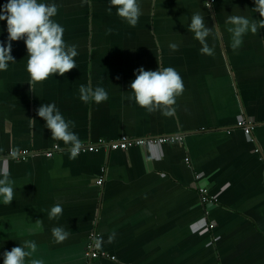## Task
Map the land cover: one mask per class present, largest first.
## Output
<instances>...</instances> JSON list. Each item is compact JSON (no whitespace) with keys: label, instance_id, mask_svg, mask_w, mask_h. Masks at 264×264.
<instances>
[{"label":"crops","instance_id":"obj_1","mask_svg":"<svg viewBox=\"0 0 264 264\" xmlns=\"http://www.w3.org/2000/svg\"><path fill=\"white\" fill-rule=\"evenodd\" d=\"M54 2L63 39L77 45V68L31 89L21 39L11 42L15 62L0 72V171L15 182L14 200L0 203V253L28 239L38 246L33 258L45 264H85L87 244L103 236L99 250L116 260L91 264H264V29L233 49L225 23L239 9L253 15V0H207L210 7L205 0H139L134 27L108 10V0ZM196 11L212 28L206 38L212 55L202 54L188 31ZM6 40V21H0V42ZM141 66L180 73L184 91L173 115L130 98ZM81 84L104 87L108 99L80 101ZM50 102L73 121L82 145L177 139L70 159L69 146L53 139L36 114ZM244 119L253 123L250 135L239 126ZM55 146L59 150L46 156ZM196 174L218 197L208 214L194 187ZM54 204L62 205V215L49 218ZM58 225L68 232L59 243L51 234Z\"/></svg>","mask_w":264,"mask_h":264},{"label":"clouds","instance_id":"obj_2","mask_svg":"<svg viewBox=\"0 0 264 264\" xmlns=\"http://www.w3.org/2000/svg\"><path fill=\"white\" fill-rule=\"evenodd\" d=\"M251 9L253 15L228 14L225 20L227 31L231 34V47L238 49L244 43L248 34H256L264 29V0H253ZM109 11L113 9L118 17L129 26H136L142 14L139 0H108ZM207 7L210 5L205 0ZM58 12L54 0H6L0 5V21H6L7 40L0 42V72L8 70L15 58L11 55L13 41L23 40L27 51L26 72L27 82L34 86L37 82L45 81L50 75H64L77 68L75 57L78 56L76 44H68L64 39V26L53 19ZM254 13L259 18H254ZM188 31L199 41L202 54L212 55L214 49L209 46L207 37L212 28L205 22L201 11L192 13ZM176 47L175 43L170 45ZM135 79L130 83L131 99L141 108L151 111L160 108L164 115L175 113L176 98L184 91V82L180 73L171 66L160 67L156 70H145L143 66L134 70ZM80 101L89 104H100L108 99V92L102 86H79ZM38 117L44 121V127L50 130L51 137L68 145L69 158L75 159L82 147L83 141L73 131L74 123L67 120L55 102L41 103L36 110ZM35 119H29L34 123ZM14 180L7 171H0V203L10 204L14 200ZM61 204H54L48 210L49 218L62 215ZM34 225L39 226L40 220ZM53 239L59 243L68 237V232L62 225L51 229ZM115 238V233L108 237V242ZM106 241L103 236H96L93 245L101 249ZM37 243L25 239L11 250L0 253L3 264H45L41 258H33L37 253ZM31 258V259H28Z\"/></svg>","mask_w":264,"mask_h":264},{"label":"built area","instance_id":"obj_3","mask_svg":"<svg viewBox=\"0 0 264 264\" xmlns=\"http://www.w3.org/2000/svg\"><path fill=\"white\" fill-rule=\"evenodd\" d=\"M239 126H241L244 129L247 135L252 134L253 123L250 120L244 119ZM176 139L177 138L175 137H154L150 139H134L129 137H122L119 140L111 141V142L101 140L97 144L82 145L79 154L85 152H89V153L97 152L101 148H104L108 151L128 150L134 146H146V145H157V144L160 145L167 141H174ZM58 150L59 147L55 146L52 150L46 152V156L52 157L54 153ZM26 154L27 153H23L22 155L25 156ZM186 162L189 163L188 160H186ZM97 184L99 186H102L103 177L100 180H98ZM194 187L198 191L201 203L205 207L206 213L208 214L210 208L216 206V204L218 203V197L210 193L208 185L202 182V175L196 174ZM208 228L214 229L215 224L213 222L209 223ZM85 255L89 260L85 264H91L92 261L101 258L110 259L113 261L116 260L115 256H111L108 253L102 252L99 249L95 248L93 245V239H91L87 244Z\"/></svg>","mask_w":264,"mask_h":264},{"label":"rangeland","instance_id":"obj_4","mask_svg":"<svg viewBox=\"0 0 264 264\" xmlns=\"http://www.w3.org/2000/svg\"><path fill=\"white\" fill-rule=\"evenodd\" d=\"M115 15H112V17H114ZM113 20L115 21V20H117L116 18H113Z\"/></svg>","mask_w":264,"mask_h":264}]
</instances>
